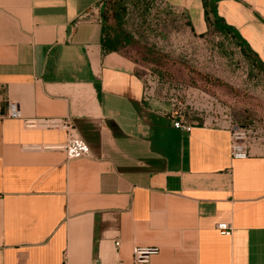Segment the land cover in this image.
Instances as JSON below:
<instances>
[{
    "label": "crops",
    "instance_id": "0c3cea01",
    "mask_svg": "<svg viewBox=\"0 0 264 264\" xmlns=\"http://www.w3.org/2000/svg\"><path fill=\"white\" fill-rule=\"evenodd\" d=\"M162 1L208 31L202 0ZM102 6L0 0V264L131 262L137 246L159 248L153 264H264V120L242 159L230 124L176 127L133 57L104 52ZM217 10L264 69V0ZM10 99L23 117H69L89 152L61 147L65 129L9 117Z\"/></svg>",
    "mask_w": 264,
    "mask_h": 264
},
{
    "label": "rangeland",
    "instance_id": "374dc122",
    "mask_svg": "<svg viewBox=\"0 0 264 264\" xmlns=\"http://www.w3.org/2000/svg\"><path fill=\"white\" fill-rule=\"evenodd\" d=\"M126 1L134 40L123 49L137 62L147 101L190 122L253 128L264 120V69L233 37L193 32L186 15L162 0Z\"/></svg>",
    "mask_w": 264,
    "mask_h": 264
},
{
    "label": "built area",
    "instance_id": "2783aa9c",
    "mask_svg": "<svg viewBox=\"0 0 264 264\" xmlns=\"http://www.w3.org/2000/svg\"><path fill=\"white\" fill-rule=\"evenodd\" d=\"M146 85V83H145ZM147 93V86H146ZM7 115L14 118H22L24 125L27 127L40 128H58L65 129L68 132V140L62 145L71 155H85L89 152V147L82 137L76 132L75 126L69 117H46V118H30L23 117L18 101L10 99L7 102ZM173 124L183 130H190L194 122L188 121L186 118H177L173 120ZM231 130V156L234 159L246 158L250 154L251 133L256 129L238 123L230 125ZM34 148L41 146H33ZM217 228L225 234L232 233V226L228 223H218ZM120 242L117 241V245ZM159 252L158 247H134L132 250V261L125 262L120 260L114 264H153L152 256ZM62 264H69L66 261ZM91 264H103L99 259L94 260Z\"/></svg>",
    "mask_w": 264,
    "mask_h": 264
},
{
    "label": "trees",
    "instance_id": "16d2710c",
    "mask_svg": "<svg viewBox=\"0 0 264 264\" xmlns=\"http://www.w3.org/2000/svg\"><path fill=\"white\" fill-rule=\"evenodd\" d=\"M202 1L209 28L233 37L243 53L263 67V62L249 46L248 42L233 25L227 23L225 18L218 13L217 3L219 0ZM126 3V0H103L101 10L103 36L101 43L104 52L121 51L134 40L133 33L125 28Z\"/></svg>",
    "mask_w": 264,
    "mask_h": 264
}]
</instances>
